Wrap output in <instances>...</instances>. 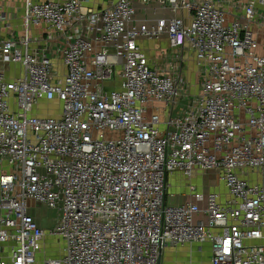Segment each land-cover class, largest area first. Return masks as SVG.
<instances>
[{
  "label": "built area",
  "instance_id": "obj_1",
  "mask_svg": "<svg viewBox=\"0 0 264 264\" xmlns=\"http://www.w3.org/2000/svg\"><path fill=\"white\" fill-rule=\"evenodd\" d=\"M23 1L0 14V264H164L192 246L264 264V0ZM45 102L61 115H34ZM196 172L215 189L170 205L169 178Z\"/></svg>",
  "mask_w": 264,
  "mask_h": 264
},
{
  "label": "crops",
  "instance_id": "obj_2",
  "mask_svg": "<svg viewBox=\"0 0 264 264\" xmlns=\"http://www.w3.org/2000/svg\"><path fill=\"white\" fill-rule=\"evenodd\" d=\"M4 1L5 0H0V14L2 12H4L6 15L15 14L16 11H18V9H20L23 6V2H24L23 0H6L4 3L5 6H4L3 5ZM101 4H106V0H91V2H90V5L92 7H95V8L100 7ZM11 24H12L11 29L13 30V32L17 36H20V34H22V25H21V21H20V16H18V18L16 20L11 21ZM43 32H44L43 27H41V28L34 27L32 29V35L33 36H40V35H42ZM9 33H10V30L4 29V26L0 25V39H6V37L9 36ZM46 36H47L46 34H43V37H46ZM162 41H166V40H162ZM57 45H58V43L56 45L51 46L50 49L53 53V57H54V60L56 62L55 63L56 67L58 69L61 68L63 70L62 74L64 75V69L61 65V62L59 61V58H58L55 50H54V49H56ZM167 47H168V43H167L166 48ZM98 48L99 47H96V49H98ZM144 48L146 49L147 54L153 59L156 58L158 51H160V50H157L156 52H153L147 47H144ZM166 48L164 50H166ZM14 70H15V72L13 74ZM20 72H22V71L20 70V67H18V66L10 68V76H14L15 74L19 75ZM107 86H108V88L112 89V88H117L119 85L118 84L117 85L111 84V85H107ZM196 177H203L205 179H209L207 174H202L200 172H196L190 179L184 178L181 174H175V175L171 176L169 178V186L168 187H171L172 184H174L173 181H175V182L182 181V182H184V184L182 183L183 185H181L179 187H177L176 185L174 186L176 188L177 192H175L174 194H171V195H169V193H168L167 202L169 203L170 200L172 201L174 199L180 198V202L178 204H170V205L176 206V205L184 204L187 201H189V199H190L189 186H192V185L195 186L196 189L198 190V192H201V193H209L210 191L215 189V188L206 187V184H204L201 180L198 181L196 179ZM214 183H215V181H214ZM38 222H39V225L41 227L45 228V224H44V222H42V220L38 219ZM208 252H209L208 247H204L203 250H199L198 247H196V246L187 247L185 249H177V250L170 249V250H167L164 254V264H189V261L191 259H194L192 264H201V261H203V259H206V258L208 259L209 264H210ZM200 256H202V257H200ZM188 258H189V261H187Z\"/></svg>",
  "mask_w": 264,
  "mask_h": 264
},
{
  "label": "rangeland",
  "instance_id": "obj_3",
  "mask_svg": "<svg viewBox=\"0 0 264 264\" xmlns=\"http://www.w3.org/2000/svg\"><path fill=\"white\" fill-rule=\"evenodd\" d=\"M5 1L3 2L4 6H5V4H4ZM165 42L166 41H162V40H153V41H146L143 44H144V47H147L151 51L156 52L157 50H164L166 48L167 42L166 43ZM57 72H58V75L62 76L63 70L61 68L58 69ZM120 81H121L120 77L116 75L111 80V84L112 85L113 84L119 85ZM34 115L40 116V117H57V116L61 115L60 104L58 105L57 103H54V102L42 103L39 107H37L34 110ZM4 170H7L6 166H4ZM207 175H208L209 179H205L203 177H196V179L198 181L201 180L204 184H206V187L215 188V186H216L214 183L215 175L214 174H207ZM173 182H174V184H172L173 187L171 186L168 189L169 195L177 192L176 188L174 187L175 185L177 187H179V186L184 184V182H182V181H177V182L173 181ZM220 189H222V187H220ZM179 202H180V198H177V199H174L172 201L170 200L169 204H178ZM32 211H33V214L36 215V217L38 219H40V220L42 219V222H44V224H45V228H48L52 224L53 218L56 215L55 212L46 210L45 208H43L41 206L34 208ZM63 248H64V242L59 240L58 238L50 237L46 240V252H47L48 258H52V259L60 258L62 256ZM200 257H202V256H200ZM193 260L194 259H191L189 261V258H188L187 261H189V264H192ZM201 264H209L208 259L207 258L203 259V261H201Z\"/></svg>",
  "mask_w": 264,
  "mask_h": 264
}]
</instances>
